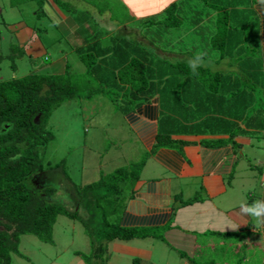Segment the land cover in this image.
Instances as JSON below:
<instances>
[{"label": "trees", "instance_id": "16d2710c", "mask_svg": "<svg viewBox=\"0 0 264 264\" xmlns=\"http://www.w3.org/2000/svg\"><path fill=\"white\" fill-rule=\"evenodd\" d=\"M34 1L39 6L47 2ZM106 1L105 6L92 4L100 14L109 11L116 24L139 18L142 28L159 25L163 33H157L160 37L156 43L164 41L166 32L185 24L182 6L175 1L166 4L159 16L133 15L127 11L126 4H121L119 14L115 3ZM200 1L215 13V30L206 39L201 54L215 51L217 61L229 60L227 64L231 69L228 71L200 67L194 75L187 63L195 57L190 50L187 55L191 58L172 62L159 58L148 45L130 39L126 32H119L108 46L97 38L90 42L84 39L76 47L86 66L85 75L98 81L97 86H92L87 80L85 92L78 91L70 70L30 73L0 81V264H11L12 254L22 255L19 244L23 234L52 242L53 225L59 214L80 218L83 223L92 250L77 253L87 264H106L102 257L116 240L130 242L163 237L159 228L142 224V218L128 211L146 158L101 173L97 180L84 185L68 182L67 191L76 204L74 210L62 203L46 201L40 195L51 193L54 188L40 190L30 183L33 176L47 166L61 168L63 176L70 180L65 161L60 160L53 166L44 162L39 151L54 138L48 125L50 117L66 100L91 98L99 93L110 97L117 107L129 114L156 96L162 117L154 150L187 143L173 139V134L217 133L234 137L246 128L264 129V22L260 19V15L264 16V7L256 0ZM60 2L72 12L76 11L67 2ZM199 19H195V24L201 22ZM91 36L97 37L98 32L93 31ZM150 43L156 44L152 40ZM118 98L122 99L121 105ZM198 114L206 118L199 120ZM6 124L8 127L4 128ZM208 141L216 144L225 140ZM127 191L130 193L126 194ZM197 197L181 199V203L188 204ZM80 210L88 216L81 218ZM180 254L189 264H208L190 253L180 251Z\"/></svg>", "mask_w": 264, "mask_h": 264}, {"label": "rangeland", "instance_id": "374dc122", "mask_svg": "<svg viewBox=\"0 0 264 264\" xmlns=\"http://www.w3.org/2000/svg\"><path fill=\"white\" fill-rule=\"evenodd\" d=\"M53 1L59 0H49L51 6L46 3L39 6L34 0H0V81L30 73H62L70 70L75 77L72 78L75 79L78 91L85 92L88 89L87 80H90L92 86H97L98 81L85 75V63L76 51V47L84 42V39L90 42L100 38L101 44L108 46L112 43L114 34L126 32L130 39L148 45L149 49H152L151 52L159 58H168L174 62L177 59L186 60L188 50L193 52V56L202 53L206 47V39L215 30L213 23L215 13L206 9L200 0H171L182 6L185 24L180 28L164 32L165 39L159 43L156 42L163 33L159 25L150 29L142 28L139 18L120 25L111 19L109 11L99 14L92 3L105 6L106 0H87V2L64 0L76 9L72 13L61 8L67 13L64 17ZM111 1L115 3L119 14L122 13L121 4H126L127 11L133 15L151 14V16L161 15L163 7L168 4L165 0ZM56 9L61 14L60 20L51 16V12ZM207 11L211 13L207 14ZM197 17L201 18L199 19L201 22L195 24ZM93 31L98 32L97 37L91 36ZM158 32L160 35L157 34ZM151 40L156 44L152 45ZM13 51L15 53L9 57ZM205 54V60L211 65L208 68L211 70L231 69L227 64L229 60L217 61L215 51ZM121 101L122 99L118 98V105H121ZM125 114V111L117 107L110 97L99 93L91 98H70L53 111L48 125L54 138L39 151L44 162H49L53 166L60 160L65 161L70 180L63 176L61 168L47 166L43 171H39L30 180L33 187L40 190L47 187L54 188L51 193L42 192L40 195L43 199L62 203L74 210L76 204L67 191L68 182L84 185L97 180L101 173H109L120 166H130L145 158L146 148L137 138ZM252 139L251 146L258 148L256 150L259 151L258 154L261 153L264 160L263 149L259 147L256 138ZM250 150L253 151L254 148L250 147ZM247 157L248 163L243 165L244 167H236L237 177L246 178L247 174L250 180V184L248 181L243 188L240 185L241 197L251 190V193H254V189L260 194V176L264 173L263 167L256 166L258 162L253 153L249 152ZM144 165L146 168L143 170V166L141 170V180L153 177L152 169L146 162ZM128 193L130 192L127 191L126 194ZM247 197L243 196V198ZM79 215L81 218L88 216L82 210ZM228 235L230 234L222 235L221 238L225 240L218 239L223 242L219 243L218 250L208 249L202 254L199 250L201 257L198 259L208 264H213L212 261L214 264L264 262V250L255 251V247L252 246L254 243L244 244L243 234H240L239 244L236 245L237 252L233 250V244L237 243L238 238ZM52 237L53 241L50 242L33 234L21 235L19 249L22 255L12 254L11 264H87L77 253H90L92 250V243L80 218L59 214L53 225ZM256 239L254 241H257ZM130 242L128 244H137L141 259L131 257L130 249L125 252L116 250L111 256L110 246L102 260L104 259L106 264H177L179 261L180 255L176 250L168 247L164 236L161 239H137ZM152 244L156 247L150 248Z\"/></svg>", "mask_w": 264, "mask_h": 264}, {"label": "crops", "instance_id": "0c3cea01", "mask_svg": "<svg viewBox=\"0 0 264 264\" xmlns=\"http://www.w3.org/2000/svg\"><path fill=\"white\" fill-rule=\"evenodd\" d=\"M256 1L258 4L259 0ZM58 13L57 9L53 10L51 16L60 20L61 14ZM260 19L264 22L263 15H260ZM125 116L139 141L144 144L145 162L153 171V177L143 180L139 178L137 181L135 195L128 208L129 213L142 218V224L159 228L168 247L176 250L179 255L183 251L200 258L199 250L201 254L208 249L218 250L219 243L225 240L221 238L222 235L228 233V237L238 238L237 243L233 244L234 251L238 250L236 245L239 244L240 234H243L244 244L254 243L252 246L255 251L264 250V230L254 231L253 220L239 214L241 203L251 204L255 200L264 199V173L260 176V194L254 189V193L251 190L243 195L248 196L247 198L240 196L239 188L240 185L243 188L248 181L250 184V180L247 174L246 178L236 175V167H244L248 163L249 152L255 155L258 162L256 166L264 169L261 153L258 154V148L251 146L252 138H256L259 147L264 151V129L253 131L246 128L247 132L238 133L234 137L217 133L173 134V139L187 143L181 147H160L154 150L162 117L156 96ZM196 116L199 120L206 118L202 114ZM208 139L225 141L213 144ZM250 147L254 150L251 151ZM145 168L146 165L143 170ZM195 195L198 197L192 202L185 205L181 203V199L187 200ZM228 224H240V227L236 231L230 228L226 230ZM150 238L161 239L159 236ZM220 238L222 240H218ZM255 238L257 241H254ZM128 243L131 242H112L111 256L116 250L125 252L130 249L131 257H140L137 244ZM153 247L156 245L152 244L150 248ZM177 264L189 263L181 255ZM257 264L264 262L257 261Z\"/></svg>", "mask_w": 264, "mask_h": 264}, {"label": "clouds", "instance_id": "9594fccd", "mask_svg": "<svg viewBox=\"0 0 264 264\" xmlns=\"http://www.w3.org/2000/svg\"><path fill=\"white\" fill-rule=\"evenodd\" d=\"M60 1H62V0H59L58 2H56V1H53V2L55 4V6L58 8V10L60 11V13L64 14V15L62 14V16L64 17L65 13H66L64 10L69 12V9H67L65 6H63ZM64 2H67V1H64ZM170 2H171V0H165V3H170ZM259 3L261 5H264V0H259ZM46 4H49V6H51V4L49 3V0H47ZM71 6L75 7L73 5H71ZM61 8H63L64 10H62ZM106 12L107 11H105L104 13H106ZM66 15H67V13H66ZM205 56H206V54H197L194 58H191L188 60V62H187L188 67L191 69V71L194 75L198 74L197 70L200 67H211L210 63L207 60H205ZM239 214L242 217H249L253 220L254 231H256L257 229L264 230V199L255 200L251 204L241 203L239 206ZM239 227H240V224H235V225L234 224H228L226 227V230L230 228L231 230L236 231L239 229Z\"/></svg>", "mask_w": 264, "mask_h": 264}, {"label": "water", "instance_id": "95a60500", "mask_svg": "<svg viewBox=\"0 0 264 264\" xmlns=\"http://www.w3.org/2000/svg\"><path fill=\"white\" fill-rule=\"evenodd\" d=\"M7 127H8V125L6 124L4 128H7Z\"/></svg>", "mask_w": 264, "mask_h": 264}]
</instances>
